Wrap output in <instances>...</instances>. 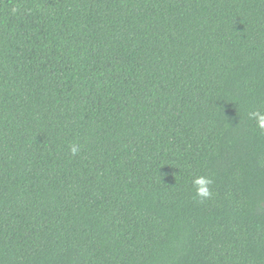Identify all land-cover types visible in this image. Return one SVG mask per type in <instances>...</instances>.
I'll list each match as a JSON object with an SVG mask.
<instances>
[{
	"label": "trees",
	"instance_id": "16d2710c",
	"mask_svg": "<svg viewBox=\"0 0 264 264\" xmlns=\"http://www.w3.org/2000/svg\"><path fill=\"white\" fill-rule=\"evenodd\" d=\"M257 112L264 0H0V264H264Z\"/></svg>",
	"mask_w": 264,
	"mask_h": 264
},
{
	"label": "clouds",
	"instance_id": "9594fccd",
	"mask_svg": "<svg viewBox=\"0 0 264 264\" xmlns=\"http://www.w3.org/2000/svg\"><path fill=\"white\" fill-rule=\"evenodd\" d=\"M253 116L257 119L258 125L261 128H264V114L259 112L253 113ZM80 151V145L73 143L70 146V152L73 156L77 155ZM213 181L206 177V176H197L193 180V186L196 190V195L200 198H210L212 193L210 191V186L212 185Z\"/></svg>",
	"mask_w": 264,
	"mask_h": 264
}]
</instances>
